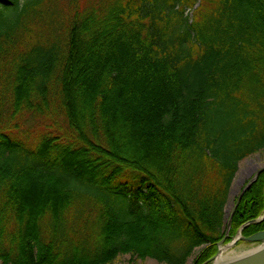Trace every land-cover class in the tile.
Masks as SVG:
<instances>
[{
	"label": "trees",
	"instance_id": "trees-1",
	"mask_svg": "<svg viewBox=\"0 0 264 264\" xmlns=\"http://www.w3.org/2000/svg\"><path fill=\"white\" fill-rule=\"evenodd\" d=\"M262 150L264 0H0V264L212 258Z\"/></svg>",
	"mask_w": 264,
	"mask_h": 264
},
{
	"label": "water",
	"instance_id": "water-1",
	"mask_svg": "<svg viewBox=\"0 0 264 264\" xmlns=\"http://www.w3.org/2000/svg\"><path fill=\"white\" fill-rule=\"evenodd\" d=\"M262 171H264V165L260 166L257 169L255 175L244 185V187L242 188V190L239 194L237 201L233 203L231 210L226 211L229 215L228 230L231 227L233 215L236 211V208H237L242 196L247 191V189L250 188L255 181H257V179H258V177ZM262 220H264V214L261 215L260 217L256 218V219H253V220H250V221L244 223L240 227L237 237L225 246H223V242L226 238V237H224L219 243L218 252L211 259H209L205 264H264V229L254 233V234H251L250 236H243L242 235V231L244 230V228L246 226H248L249 224H252V223L261 222ZM238 240L247 241L250 244L256 245V246L251 248V249H248L246 251H242L240 253H232V255H228V258L224 259L223 261H221L219 263V261H217V259L221 254L224 253V249L226 251L227 247L235 245ZM227 254H230V253H227ZM224 256H226L225 253H224Z\"/></svg>",
	"mask_w": 264,
	"mask_h": 264
},
{
	"label": "rangeland",
	"instance_id": "rangeland-1",
	"mask_svg": "<svg viewBox=\"0 0 264 264\" xmlns=\"http://www.w3.org/2000/svg\"><path fill=\"white\" fill-rule=\"evenodd\" d=\"M197 5H195L196 7ZM264 165V150L249 156L240 162V169L234 179L232 185V193L230 196V202L228 204L227 210H231L233 203L239 196L244 185L254 176L256 171H252L253 168H259ZM255 247L254 245H250L247 242H243L240 245H232L226 248V254L229 253H240L242 251H246ZM114 264H164L160 263L154 259H134L129 254L120 256Z\"/></svg>",
	"mask_w": 264,
	"mask_h": 264
},
{
	"label": "flooded vegetation",
	"instance_id": "flooded-vegetation-1",
	"mask_svg": "<svg viewBox=\"0 0 264 264\" xmlns=\"http://www.w3.org/2000/svg\"><path fill=\"white\" fill-rule=\"evenodd\" d=\"M257 171V168H253L252 171ZM238 233L237 234H231V227L230 229L228 230V226H226L225 228V232H224V235L223 237L217 242V249L215 251L218 252L219 250V243L220 241L224 238V242H223V246L227 245L229 242H231L233 239H235L237 237ZM245 236V235H244ZM243 242L245 241H238V243H236V245H240L242 244ZM249 244V243H248ZM252 245V244H250ZM209 246V244H206V245H203V246H200V247H196V249L194 250V253L192 254V256L189 258L187 264H205L209 259V257L207 258H204L205 254L208 252V250H205L207 247ZM216 252V253H217ZM226 253V252H225Z\"/></svg>",
	"mask_w": 264,
	"mask_h": 264
},
{
	"label": "bare ground",
	"instance_id": "bare-ground-1",
	"mask_svg": "<svg viewBox=\"0 0 264 264\" xmlns=\"http://www.w3.org/2000/svg\"><path fill=\"white\" fill-rule=\"evenodd\" d=\"M224 253H225V249H224ZM224 253L221 254V255L218 257L217 261H219V263H220L221 261H223L224 259L228 258V255H232V254H226V256H224Z\"/></svg>",
	"mask_w": 264,
	"mask_h": 264
}]
</instances>
